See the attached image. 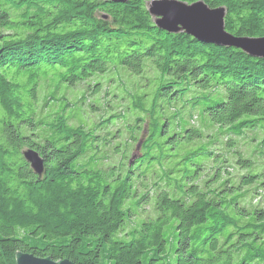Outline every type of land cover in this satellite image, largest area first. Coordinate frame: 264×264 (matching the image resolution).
Wrapping results in <instances>:
<instances>
[{"label":"trees","instance_id":"16d2710c","mask_svg":"<svg viewBox=\"0 0 264 264\" xmlns=\"http://www.w3.org/2000/svg\"><path fill=\"white\" fill-rule=\"evenodd\" d=\"M149 1L0 0V264H17L18 252L74 264H264V160L237 158L245 173L218 189L206 176L226 171L217 142L229 153L248 138L252 157L264 150V137L253 149L255 138L239 137L264 131V58L164 31ZM180 1L224 7L230 33L264 37V0ZM115 67L139 76L125 79L128 104L86 122L77 106L87 93L72 101L64 84ZM92 87L91 97L100 90ZM118 122L122 135L132 130L126 146L113 144ZM110 146L123 157L104 166ZM27 148L45 160L41 178ZM141 160L186 173L145 185L158 170L137 174ZM149 201L153 214L134 222Z\"/></svg>","mask_w":264,"mask_h":264},{"label":"rangeland","instance_id":"374dc122","mask_svg":"<svg viewBox=\"0 0 264 264\" xmlns=\"http://www.w3.org/2000/svg\"><path fill=\"white\" fill-rule=\"evenodd\" d=\"M1 32H5V30H1ZM127 72V71H125ZM128 77H126L125 79H128V81H135L138 79L139 76L136 75H129V73H126ZM125 79L120 75V69L115 67V69H111L108 70L105 73L102 74H97L92 80H89L86 82V85L84 84H78L76 87H71V88H67V85L64 84L63 86V91H61V94H66V96L68 97V99L70 100H74L76 97L79 96V98L82 96V94L84 92H86L87 94L85 95V97L83 98V101L80 102L77 106V108L83 112V118L86 122H92V121H98L99 117L103 116V112L100 111L103 110L104 112H108L110 110L111 107H121L125 109V101H123L122 99L126 98L128 96V92H129V86H128V82L125 81ZM91 82V83H89ZM99 83V92L92 95L91 97V92L93 90L92 85ZM91 87L89 90H87L88 87ZM141 88H145L147 89V83L145 82L144 84L140 85ZM117 89L118 93L115 94L114 99H113V94L115 92V90ZM188 95H191L188 94ZM95 108V110H93L92 108ZM97 108V109H96ZM128 114L129 112H127V114L122 113V117L123 120L121 121L124 124H127L128 122ZM172 113L168 112V116H170ZM121 122H118L117 124L110 126V130L112 133L116 132V138L113 140V144L115 143H120L126 146L127 141L129 139V137L132 135V130L127 128V133H124L123 135L121 134V132L119 131V127H121ZM199 122H201V120H199ZM250 130V131H248ZM248 130H244L242 135L239 137H244L245 134L248 136H252L253 138H255L256 140L253 141L252 144V149L255 148L258 144V142L264 137V131H261L260 129L256 128H250ZM209 133L212 134L213 130H209ZM104 134V132H102V135ZM141 137L139 136V139ZM220 140H222V142H226V138L224 137H220ZM246 144L248 145H243L242 147L236 146L235 149L229 151H227L226 146H224L223 144H219V142L216 143L215 148H217L218 150H216L217 152L221 153L220 158L222 159V157H225L224 159L226 160V163L220 165L222 167V169H226V171H222L220 173H218L219 175H216V171H214V168H211V171L208 172V174L206 175L207 177H211L214 174V182H216L213 186L211 187H216V189H218L219 182L221 179H224L225 177L229 176L231 173H233L236 177H238V173H245V170H238L236 167H238V165L236 164V159L240 158L241 156L243 158H257L259 157L260 161L264 160V150L262 151V148H256V152L253 155H250V145H249V139L247 138L245 140ZM239 143V142H238ZM123 146V150L124 153L126 154V156H128V154L131 152V148L130 147H125ZM239 147V148H238ZM125 148H130V151L127 152L125 151ZM119 149H122V146L119 147ZM113 149L112 147H108L107 151L105 149H103V154L106 157L105 161L102 163V165L104 166H111L114 165V162H117L119 157L122 158L123 155H115L112 153ZM134 153H136V151H133ZM119 153V152H116ZM137 155L140 154V152L136 153ZM252 154V153H251ZM102 155V154H101ZM131 156V155H130ZM211 156H197L194 158V162L197 163H205L210 161ZM84 159H82L83 162ZM264 163V162H261ZM175 163H158V165L156 164V166H151L148 168V163L145 160H141L140 162L136 163L133 165L134 169H138L137 174L143 173L144 171H146V169H149V171L153 172L154 168H157L158 172L156 176H150L151 174L148 173L147 178H148V182L145 183V185H148L149 183H153L154 180L157 181V179L161 182H166L167 180H172V182L177 181L178 179L182 180V176L185 175L186 172H182V173H172L173 170L175 169H183V165H180L178 167H174ZM192 169L194 170L195 167L192 166ZM238 170V172H237ZM247 172L249 171H254L251 170V167L246 168ZM256 172V171H254ZM203 174L205 173V171L202 172ZM188 176V175H187ZM186 176V177H187ZM157 178V179H156ZM186 178L184 179V183L186 182ZM160 182V183H161ZM167 189V188H166ZM253 191V189H252ZM252 191L249 193L248 197H247V201L248 203L251 201V196L253 195ZM151 196V195H150ZM254 197V196H253ZM131 199L127 200L126 203H130ZM259 200V199H258ZM257 201V199L254 200L253 198V203H255ZM134 202V201H133ZM153 202V201H151ZM150 201L147 202L146 204H142V206L145 207V209L143 211H141V213L137 214L136 217H134L132 220L134 222H139L141 221L143 218H145L146 215H152L153 214V205ZM140 210L141 207H140ZM231 229H227L226 230V234L228 232H230Z\"/></svg>","mask_w":264,"mask_h":264},{"label":"water","instance_id":"95a60500","mask_svg":"<svg viewBox=\"0 0 264 264\" xmlns=\"http://www.w3.org/2000/svg\"><path fill=\"white\" fill-rule=\"evenodd\" d=\"M125 3L129 0H107ZM150 15L156 26L170 33L184 32L202 43L218 47L241 49L252 57L264 58V37H238L230 33L225 26L226 9L211 8L204 1L186 3L180 0H150ZM25 160L41 178L45 172V160L34 149L23 150ZM133 160L131 161L132 164ZM17 264H74L71 260L56 261L52 257H37L32 253L18 252Z\"/></svg>","mask_w":264,"mask_h":264}]
</instances>
